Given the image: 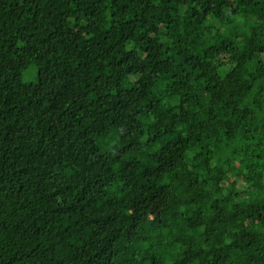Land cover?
<instances>
[{"label": "trees", "instance_id": "1", "mask_svg": "<svg viewBox=\"0 0 264 264\" xmlns=\"http://www.w3.org/2000/svg\"><path fill=\"white\" fill-rule=\"evenodd\" d=\"M0 264H264V0H0Z\"/></svg>", "mask_w": 264, "mask_h": 264}, {"label": "rangeland", "instance_id": "2", "mask_svg": "<svg viewBox=\"0 0 264 264\" xmlns=\"http://www.w3.org/2000/svg\"><path fill=\"white\" fill-rule=\"evenodd\" d=\"M36 74H37V71L34 67H29L25 72H24V75H23V78L24 80L26 81H32V80H35L36 79Z\"/></svg>", "mask_w": 264, "mask_h": 264}]
</instances>
